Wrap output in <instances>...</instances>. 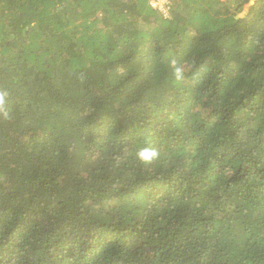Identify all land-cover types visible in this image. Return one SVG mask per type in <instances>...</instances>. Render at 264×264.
I'll list each match as a JSON object with an SVG mask.
<instances>
[{
    "label": "trees",
    "instance_id": "16d2710c",
    "mask_svg": "<svg viewBox=\"0 0 264 264\" xmlns=\"http://www.w3.org/2000/svg\"><path fill=\"white\" fill-rule=\"evenodd\" d=\"M168 9L0 0V264H264V0Z\"/></svg>",
    "mask_w": 264,
    "mask_h": 264
},
{
    "label": "built area",
    "instance_id": "2783aa9c",
    "mask_svg": "<svg viewBox=\"0 0 264 264\" xmlns=\"http://www.w3.org/2000/svg\"><path fill=\"white\" fill-rule=\"evenodd\" d=\"M149 5L152 9L159 11L163 18H166V13L169 11L167 0H149Z\"/></svg>",
    "mask_w": 264,
    "mask_h": 264
},
{
    "label": "clouds",
    "instance_id": "9594fccd",
    "mask_svg": "<svg viewBox=\"0 0 264 264\" xmlns=\"http://www.w3.org/2000/svg\"><path fill=\"white\" fill-rule=\"evenodd\" d=\"M0 102H2V98H0ZM156 152L154 150H150V149H142L138 152V157L139 159L147 162L152 160L155 156H156Z\"/></svg>",
    "mask_w": 264,
    "mask_h": 264
},
{
    "label": "rangeland",
    "instance_id": "374dc122",
    "mask_svg": "<svg viewBox=\"0 0 264 264\" xmlns=\"http://www.w3.org/2000/svg\"><path fill=\"white\" fill-rule=\"evenodd\" d=\"M167 2H168V0H167ZM169 14H170V12L168 11V12L166 13V15H167L166 18H167V19L170 18V15H169Z\"/></svg>",
    "mask_w": 264,
    "mask_h": 264
}]
</instances>
